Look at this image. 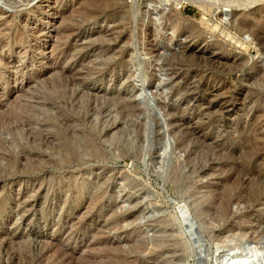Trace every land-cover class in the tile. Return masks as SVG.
Instances as JSON below:
<instances>
[{
    "label": "rangeland",
    "instance_id": "374dc122",
    "mask_svg": "<svg viewBox=\"0 0 264 264\" xmlns=\"http://www.w3.org/2000/svg\"><path fill=\"white\" fill-rule=\"evenodd\" d=\"M244 251L264 258V0H0V264Z\"/></svg>",
    "mask_w": 264,
    "mask_h": 264
},
{
    "label": "bare ground",
    "instance_id": "6f19581e",
    "mask_svg": "<svg viewBox=\"0 0 264 264\" xmlns=\"http://www.w3.org/2000/svg\"><path fill=\"white\" fill-rule=\"evenodd\" d=\"M229 264H264V258L263 259H260V260H256L254 258L252 259V256H250L249 253H247L246 251H244L240 255H237L235 257V260H234L233 263L231 262Z\"/></svg>",
    "mask_w": 264,
    "mask_h": 264
},
{
    "label": "built area",
    "instance_id": "2783aa9c",
    "mask_svg": "<svg viewBox=\"0 0 264 264\" xmlns=\"http://www.w3.org/2000/svg\"><path fill=\"white\" fill-rule=\"evenodd\" d=\"M128 1L132 2L133 0H128Z\"/></svg>",
    "mask_w": 264,
    "mask_h": 264
}]
</instances>
